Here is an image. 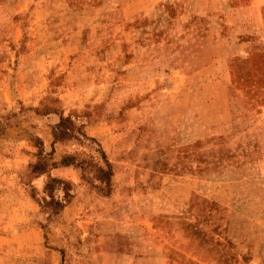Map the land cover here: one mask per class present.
Masks as SVG:
<instances>
[{"label": "rangeland", "instance_id": "rangeland-1", "mask_svg": "<svg viewBox=\"0 0 264 264\" xmlns=\"http://www.w3.org/2000/svg\"><path fill=\"white\" fill-rule=\"evenodd\" d=\"M244 1L220 0V10ZM208 2L0 0V264H101L99 229L89 219L96 202L86 193L93 183L109 193L113 183L85 128L96 124L93 133L107 120L109 96L126 98L117 119H130L139 99L128 84L132 45L160 42L179 26L204 39L175 45L176 68L187 80L146 120L170 146L225 133L206 141L203 155L168 149L164 168L161 150L152 153L153 171L172 173L150 183L161 187L152 220L156 248L171 264H264V43L245 48L249 37L224 23L225 13L220 27L192 15L218 7ZM183 12L191 15L180 25ZM211 31L218 41L206 37ZM58 114L64 122L55 130ZM62 157L72 162L63 165ZM70 165L83 182L40 179Z\"/></svg>", "mask_w": 264, "mask_h": 264}, {"label": "crops", "instance_id": "crops-1", "mask_svg": "<svg viewBox=\"0 0 264 264\" xmlns=\"http://www.w3.org/2000/svg\"><path fill=\"white\" fill-rule=\"evenodd\" d=\"M142 2L133 0V5L140 6ZM208 3L218 7L192 13V15L205 16L211 21L212 27L214 25L220 27L218 22L220 24L222 19L219 15L221 12L225 13L224 23L233 26L237 24L235 33L249 37L250 41L244 43L245 48L251 47L254 43H264V0H245L243 5L228 8L225 11L220 10V0H210ZM140 11L141 8L138 7V15ZM190 15L183 12L177 17V22L180 25L186 23ZM211 35L215 41L219 40L218 33L211 31L206 34V37ZM162 37L164 39L157 43L132 45L131 63L134 71L132 81L128 84H131L130 87L133 90L132 99L134 101L136 97L139 99L136 100V105L131 110L130 119H117L126 98L109 96L105 107L107 120L103 125L100 123L93 133L91 131L96 124L87 123L85 128V135L94 139L98 143L96 148L105 155L104 161L110 166V181L113 183V190L109 193H102L94 187L95 183L90 187L89 194L86 193L91 203L96 202L95 205H89L90 208L92 207L89 219L99 229L95 236V245L99 249L96 254L100 256L101 264H171L156 248V231L152 220L155 215L154 200L160 194L161 187L152 188L150 183L154 186V181H163L172 176V173L163 174L153 171L151 155L161 150V165L164 168L168 165L166 159L168 149L197 148L203 155L205 142L217 139L219 135L225 133L201 135L190 145H181L179 142L170 146L166 136L158 135L159 131L155 123L146 120L147 117L153 115L155 109L165 107L170 103L172 94L180 92L184 87L185 79L187 80L184 73L176 68L175 45L185 43L189 38L202 39L203 35L195 30L189 32L179 26L163 34ZM213 63H211L212 67H214ZM203 69L204 64L195 65L193 74L197 76ZM198 81H201L200 85L203 84L200 78H195L194 83ZM159 83H164L163 88L155 86ZM124 90H126L125 87ZM52 147H55V144H52ZM29 160L24 164L28 166L33 163L35 157L32 162H28ZM197 169L193 168L191 172L197 174ZM77 170L79 169L71 165L59 169L51 168L47 174L41 175L40 179L50 176L79 184L83 182V177ZM4 175L3 177L6 178L7 174L4 173ZM147 181H149V187L142 188L141 185H147ZM181 191L184 190L179 189V193Z\"/></svg>", "mask_w": 264, "mask_h": 264}, {"label": "trees", "instance_id": "trees-1", "mask_svg": "<svg viewBox=\"0 0 264 264\" xmlns=\"http://www.w3.org/2000/svg\"><path fill=\"white\" fill-rule=\"evenodd\" d=\"M59 124L57 125V127L55 128V130L60 126V124H62L63 122H64V119L60 116L59 117ZM56 137V135H55V133H53V139H56L55 138ZM70 162H72V160H71V158H67V157H62L61 158V160H60V163L61 164H63V165H68V164H70ZM33 169H36V166H33L32 167ZM46 171H43V174L45 173ZM58 180H54V179H52V178H49L48 179V182H47V185L48 184H52V183H56ZM46 186V185H45Z\"/></svg>", "mask_w": 264, "mask_h": 264}]
</instances>
